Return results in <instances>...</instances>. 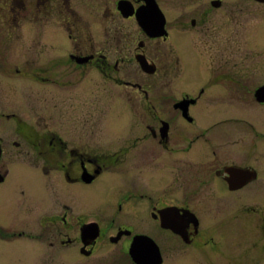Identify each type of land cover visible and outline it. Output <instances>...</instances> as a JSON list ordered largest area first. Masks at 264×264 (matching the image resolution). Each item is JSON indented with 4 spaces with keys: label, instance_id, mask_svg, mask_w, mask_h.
I'll return each mask as SVG.
<instances>
[{
    "label": "flooded vegetation",
    "instance_id": "af4514ba",
    "mask_svg": "<svg viewBox=\"0 0 264 264\" xmlns=\"http://www.w3.org/2000/svg\"><path fill=\"white\" fill-rule=\"evenodd\" d=\"M188 1L0 0V264H264V71Z\"/></svg>",
    "mask_w": 264,
    "mask_h": 264
},
{
    "label": "rangeland",
    "instance_id": "374dc122",
    "mask_svg": "<svg viewBox=\"0 0 264 264\" xmlns=\"http://www.w3.org/2000/svg\"><path fill=\"white\" fill-rule=\"evenodd\" d=\"M171 11L172 17H176L175 12V2L176 0H163ZM225 6L222 9L213 11L210 13V17L217 16V22L223 21L227 24L232 20V30L235 31L238 27L236 20H242V31L243 40L245 41V46L248 51V65H249V75H252L256 69H261L264 71V2H259L257 0H226ZM210 0H189L184 7V10L188 13H192L195 9H203L205 6H209ZM199 9V10H200ZM231 13V15H230ZM229 15L231 16L229 18ZM237 20V21H238ZM3 28L0 29V31ZM230 30V29H229ZM242 40V42H243ZM15 44V43H14ZM1 46V43H0ZM108 104L105 102V109L109 110ZM233 106L235 104L233 103ZM112 123H114V118L112 117ZM56 119V125L58 127H64L66 122L65 117H59ZM105 123L108 118L104 119ZM264 174V169H263ZM259 186L264 188V184L260 183ZM264 206V200L260 199L257 193V186L251 185L248 187L247 197L245 198L243 194L235 195L232 200V211L237 213L240 211L254 212L252 209ZM17 254L7 255L3 257L2 264H35L33 261V256L28 257L25 253L24 258L21 260L17 259ZM57 264H64L58 262Z\"/></svg>",
    "mask_w": 264,
    "mask_h": 264
},
{
    "label": "water",
    "instance_id": "95a60500",
    "mask_svg": "<svg viewBox=\"0 0 264 264\" xmlns=\"http://www.w3.org/2000/svg\"><path fill=\"white\" fill-rule=\"evenodd\" d=\"M259 2H264V0H257ZM153 5V4H152ZM157 6V5H156ZM153 8H155V5H153ZM157 8V7H156ZM138 15V19H139V22L141 24V26L147 31L149 32L151 35H162L163 32V27H164V20L162 19L159 23H150L143 15L142 12H138L137 13ZM256 96L261 99V100H264V86L263 87H260L256 93Z\"/></svg>",
    "mask_w": 264,
    "mask_h": 264
}]
</instances>
